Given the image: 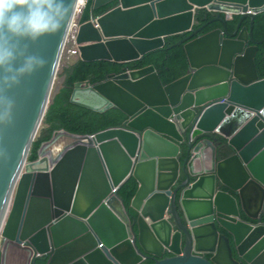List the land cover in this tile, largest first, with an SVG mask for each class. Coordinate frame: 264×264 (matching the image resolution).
<instances>
[{"label":"water","instance_id":"1","mask_svg":"<svg viewBox=\"0 0 264 264\" xmlns=\"http://www.w3.org/2000/svg\"><path fill=\"white\" fill-rule=\"evenodd\" d=\"M112 3L80 26V60L132 62L190 33L178 43L188 72L168 85L153 66L78 82L71 103L117 108L126 120L92 135L55 132L30 162L78 5L64 31L32 45L48 64L8 93L15 107L0 122V264H264L255 63L264 39L253 35L264 0H94L93 9ZM201 11L218 13L210 23L224 28L188 40L203 29L194 30ZM222 13L242 14L233 32ZM131 179L135 218L119 196Z\"/></svg>","mask_w":264,"mask_h":264},{"label":"trees","instance_id":"2","mask_svg":"<svg viewBox=\"0 0 264 264\" xmlns=\"http://www.w3.org/2000/svg\"><path fill=\"white\" fill-rule=\"evenodd\" d=\"M93 1L94 0H89L83 11L79 19L81 24L87 23L91 16H100L114 7V3H112L94 10ZM215 17L216 15L213 13L206 11L199 12L196 16L194 30H198L199 28L203 29L188 40H193L217 28H224V25L218 21L210 23ZM222 17L224 18L225 16L222 15ZM240 19V16H234L232 20L227 22V29L229 32H233L237 28ZM242 26L250 28V19H245ZM190 35V33H182L169 36L165 38L164 47L146 54L140 60L132 62L120 63L108 60L85 62L80 59L73 62H67L66 60L61 61L57 74L56 88L52 93L43 125L32 146L29 161L34 162L37 160L40 147L44 143L49 142L55 132L65 131L79 136L84 134L92 135L108 128L123 125L126 116L117 108H112L101 113L71 103L70 99L75 85L78 82L96 84L104 81L110 74H121L128 70H139L148 66H153L162 83L168 85L185 76L188 72L189 63L185 53L184 43L180 45L178 43L187 39ZM253 35L257 41L264 39V13L256 16L253 25ZM258 47L255 63L260 78H264V43L260 44ZM229 154L230 153H226L225 156ZM137 190V182L131 179L119 192L120 198L124 200L126 210L133 215L136 214L131 208V201L135 197ZM47 263L48 259L42 258L37 260L35 264ZM142 264H154V262L148 260Z\"/></svg>","mask_w":264,"mask_h":264},{"label":"clouds","instance_id":"3","mask_svg":"<svg viewBox=\"0 0 264 264\" xmlns=\"http://www.w3.org/2000/svg\"><path fill=\"white\" fill-rule=\"evenodd\" d=\"M78 2L79 0H0V122L10 119L15 107V100L8 93L21 85L25 78L44 69L48 64L44 57L31 51L32 45L45 36L56 35L64 31L67 22L74 15ZM82 13L77 20L79 30L82 25L79 22ZM209 13L216 16L218 14L210 11ZM102 15L94 16L95 20ZM222 15L225 17L223 18ZM234 16L241 17L242 14H221L226 23ZM95 27L98 28L99 25L95 24ZM77 45V57L68 59L65 46L61 61L63 59L73 62L80 59L78 42ZM129 214L131 216L130 212Z\"/></svg>","mask_w":264,"mask_h":264},{"label":"built area","instance_id":"4","mask_svg":"<svg viewBox=\"0 0 264 264\" xmlns=\"http://www.w3.org/2000/svg\"><path fill=\"white\" fill-rule=\"evenodd\" d=\"M88 0H80L79 5H78V9L76 12V16L74 18L68 39H67V43H66V48H67V58H75L78 55V45L76 42L77 39V33L79 30V24L77 22L80 14L82 13L83 9L85 8L86 4H87Z\"/></svg>","mask_w":264,"mask_h":264},{"label":"bare ground","instance_id":"5","mask_svg":"<svg viewBox=\"0 0 264 264\" xmlns=\"http://www.w3.org/2000/svg\"><path fill=\"white\" fill-rule=\"evenodd\" d=\"M117 206H119L118 207V209L120 210V211H122V208L120 207V205H117ZM41 241L43 242V243H45V240H44V237L41 239ZM10 263H22V264H24L25 263V259H23V260H20V261H16V260H13V258H10Z\"/></svg>","mask_w":264,"mask_h":264},{"label":"rangeland","instance_id":"6","mask_svg":"<svg viewBox=\"0 0 264 264\" xmlns=\"http://www.w3.org/2000/svg\"><path fill=\"white\" fill-rule=\"evenodd\" d=\"M62 61H63V59H62ZM56 81H57V79H56ZM56 88V82H55V85H54V89ZM54 89H53V91H54ZM0 247H1V239H0Z\"/></svg>","mask_w":264,"mask_h":264},{"label":"flooded vegetation","instance_id":"7","mask_svg":"<svg viewBox=\"0 0 264 264\" xmlns=\"http://www.w3.org/2000/svg\"><path fill=\"white\" fill-rule=\"evenodd\" d=\"M132 216H134V218H135V215L131 214V217H132ZM135 227H136V225H135ZM144 262H145V261H144ZM144 262H143V263H144Z\"/></svg>","mask_w":264,"mask_h":264}]
</instances>
